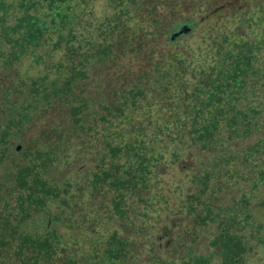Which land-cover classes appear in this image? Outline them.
I'll list each match as a JSON object with an SVG mask.
<instances>
[{
  "label": "trees",
  "instance_id": "obj_1",
  "mask_svg": "<svg viewBox=\"0 0 264 264\" xmlns=\"http://www.w3.org/2000/svg\"><path fill=\"white\" fill-rule=\"evenodd\" d=\"M0 264H264V0H0Z\"/></svg>",
  "mask_w": 264,
  "mask_h": 264
},
{
  "label": "rangeland",
  "instance_id": "obj_2",
  "mask_svg": "<svg viewBox=\"0 0 264 264\" xmlns=\"http://www.w3.org/2000/svg\"><path fill=\"white\" fill-rule=\"evenodd\" d=\"M165 167H166V166H165ZM165 169H166V168H165ZM40 219H41V215L34 216V217L32 218V221H33L32 225H36L37 222H39ZM161 235H163V234H161ZM161 235H160V237H161ZM159 240L162 241V242H164V243H166V238H164V239L159 238ZM173 241H176V239L173 240ZM170 242H171V241L169 240L168 243H170ZM199 242H200V238L198 239V243H199ZM165 246H166V244H165ZM165 248H166V247H165ZM141 256H146V255L141 254Z\"/></svg>",
  "mask_w": 264,
  "mask_h": 264
}]
</instances>
